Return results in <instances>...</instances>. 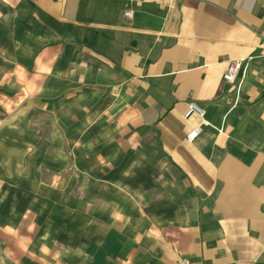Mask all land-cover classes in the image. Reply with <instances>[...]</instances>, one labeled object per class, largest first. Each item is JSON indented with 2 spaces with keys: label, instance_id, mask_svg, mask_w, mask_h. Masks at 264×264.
<instances>
[{
  "label": "crops",
  "instance_id": "crops-1",
  "mask_svg": "<svg viewBox=\"0 0 264 264\" xmlns=\"http://www.w3.org/2000/svg\"><path fill=\"white\" fill-rule=\"evenodd\" d=\"M0 146V264H264V0H0Z\"/></svg>",
  "mask_w": 264,
  "mask_h": 264
},
{
  "label": "built area",
  "instance_id": "built-area-1",
  "mask_svg": "<svg viewBox=\"0 0 264 264\" xmlns=\"http://www.w3.org/2000/svg\"><path fill=\"white\" fill-rule=\"evenodd\" d=\"M167 1L168 0H163L164 3H166ZM238 68L239 66L237 62L228 63L223 73L219 77V81H221L224 84L231 83ZM190 113L195 114L197 117L200 116V112L192 104L187 103L184 106V113L182 114V118H186V116ZM194 135H195L194 130L186 134V136L183 139L184 143H187L188 141H190V139H192ZM182 264H185V263H182Z\"/></svg>",
  "mask_w": 264,
  "mask_h": 264
},
{
  "label": "rangeland",
  "instance_id": "rangeland-1",
  "mask_svg": "<svg viewBox=\"0 0 264 264\" xmlns=\"http://www.w3.org/2000/svg\"><path fill=\"white\" fill-rule=\"evenodd\" d=\"M4 135L6 136L5 150H7V151H5V153H7V154L9 153V155H6V157L10 160H8L6 158L7 161H4L3 165H5L6 168H10V170H13L16 166L15 165L16 161L13 160V157L16 156V155H14V150H13V146H12L13 135H12L11 131H9V130ZM3 152H4V146H0V153H3Z\"/></svg>",
  "mask_w": 264,
  "mask_h": 264
}]
</instances>
